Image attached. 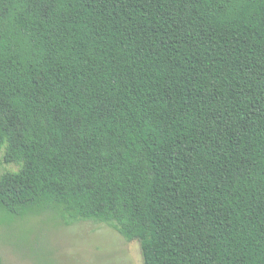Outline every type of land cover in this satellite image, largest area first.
Returning a JSON list of instances; mask_svg holds the SVG:
<instances>
[{
    "label": "trees",
    "instance_id": "trees-1",
    "mask_svg": "<svg viewBox=\"0 0 264 264\" xmlns=\"http://www.w3.org/2000/svg\"><path fill=\"white\" fill-rule=\"evenodd\" d=\"M0 149L2 214L264 264V0H0Z\"/></svg>",
    "mask_w": 264,
    "mask_h": 264
},
{
    "label": "rangeland",
    "instance_id": "rangeland-1",
    "mask_svg": "<svg viewBox=\"0 0 264 264\" xmlns=\"http://www.w3.org/2000/svg\"><path fill=\"white\" fill-rule=\"evenodd\" d=\"M2 156L0 149V175L16 171ZM58 209L21 218L0 213L1 264H143L139 241L105 224L67 222Z\"/></svg>",
    "mask_w": 264,
    "mask_h": 264
}]
</instances>
